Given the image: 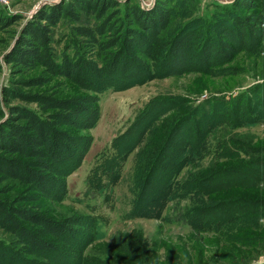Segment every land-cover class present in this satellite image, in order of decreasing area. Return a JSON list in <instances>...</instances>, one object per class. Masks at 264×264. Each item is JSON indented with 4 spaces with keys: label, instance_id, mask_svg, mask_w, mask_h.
Segmentation results:
<instances>
[{
    "label": "rangeland",
    "instance_id": "1",
    "mask_svg": "<svg viewBox=\"0 0 264 264\" xmlns=\"http://www.w3.org/2000/svg\"><path fill=\"white\" fill-rule=\"evenodd\" d=\"M68 1L0 0V18L6 19V23L0 25V87H16L23 93H33L51 89V84L56 83L59 85L54 87V91L60 96L94 95L63 78H54L46 87L20 89L13 85L14 81L34 77L39 70L15 76L12 73L14 70H10L9 65L4 62V55L13 45L27 19L45 5L66 4ZM129 1V5L137 4L148 10L163 0ZM164 1V7L169 5L171 9L172 18L162 31L159 48L155 52L158 58L153 68L156 76L141 85L121 91L106 89L95 94L99 118L96 125L85 132L91 137V144L81 165L65 178L66 199L49 200L22 186L12 188L13 185L0 187V199L15 207L39 211L54 220L77 217L81 221L84 217H89L92 223L93 220L96 221L99 227L95 226L100 235L94 232V228L92 231L85 227H74V230L81 233V237H78L81 243L83 237L89 241L82 252L84 264H264V253L254 247L255 236L264 235V219L257 221L259 229H251L240 220L245 214L251 213L253 208L264 215V179L258 181L257 185H251L256 182L253 179L255 175L264 170V155L257 153V149L264 148V117L235 121V103L239 105L237 94L264 83V40L255 51L238 50L234 55L225 52L227 57H218L220 65L206 66L207 71H204L197 68L193 56L196 45L201 41V31L206 29L207 33L210 28L203 23H212L218 16L216 13L220 9L214 3L218 0ZM263 2L264 0H236L229 7V20L215 24L218 36L214 40L218 41L222 37L223 28L228 27L227 23L234 17L236 19L239 15L240 24L248 15L258 13ZM217 3H221L220 0ZM236 4H239L237 8ZM196 18L197 22L189 25V28L192 26L191 30L187 27L188 32L186 31L187 36L192 37L189 69L181 75L164 76L161 71L167 69V66L163 67L160 63L161 53L165 49L163 44L169 41L177 28ZM91 19L93 20L81 15V25L92 24ZM200 19L203 22L201 25L198 22ZM215 25H211V28L214 29ZM70 26L65 21L53 31L59 49L63 47L66 36L75 38ZM135 55L139 60L143 58L138 52ZM99 82L96 80L95 85H99ZM116 82L118 84L115 86L122 84L121 80ZM245 102L246 99L241 104L242 108ZM10 103L25 106L19 100H12ZM142 109L148 110L141 118L147 121V125L150 124L149 130L139 133L142 138H139L141 141L138 148L123 159L119 179L110 183L102 195L96 194L94 190H87L86 179L90 170L95 162L98 166L102 162L95 161L96 157L104 150H110L107 156L112 153L109 146L113 139L122 135ZM258 110L264 112V106L258 107ZM188 120V128L191 127L190 133L193 131V134H188L187 141L193 142L198 129L203 130L205 136V129L210 127L206 140L210 146L207 153L211 152L178 172L176 187L179 188L182 184L185 192L181 194L179 188L174 192L178 196L168 200L165 195L167 177L174 172L179 159L185 155L187 145L182 146V142H177L174 145V149L177 148L175 156L162 163H158V158L150 156L148 165L142 170H138L140 162L138 160L137 165L133 156L137 151H149L155 134L168 131L177 121L186 123ZM239 123L242 126H238ZM135 136L136 130L125 139L119 138L120 148H126ZM235 141L244 145H235ZM249 164H253L254 168L248 170L246 165ZM241 168L242 172H231ZM224 171L227 176H223ZM98 173L102 175L101 168ZM103 179L106 183V178ZM196 181L199 183L195 186L193 183ZM132 186H140L144 190V198L134 216L128 218L124 216L129 211L133 198L130 192ZM164 199L168 201L162 208ZM158 205L162 208L160 214ZM189 214H193L191 222ZM43 236L62 246L50 236ZM8 237L0 230L1 241L8 242ZM69 249L73 251L71 253H75V249ZM18 256L33 261H46L31 255L25 256L21 252H18ZM5 262L6 259L0 260L1 264Z\"/></svg>",
    "mask_w": 264,
    "mask_h": 264
},
{
    "label": "trees",
    "instance_id": "2",
    "mask_svg": "<svg viewBox=\"0 0 264 264\" xmlns=\"http://www.w3.org/2000/svg\"><path fill=\"white\" fill-rule=\"evenodd\" d=\"M164 2L163 0L146 10L137 4L129 5V0H69L66 4L45 5L24 22L13 45L4 55V62L9 65L10 70H14L12 73L15 76L39 71L34 77L14 81L13 85L20 89H33L50 85L54 78H63L94 95L60 96L54 91V87L59 85L56 83L51 84V89L33 93H23L16 87H0V187L22 186L49 200L66 199L65 178L81 165L91 144V137L85 132L92 129L99 118L95 94L106 89L121 91L141 85L156 76L153 70L158 60L155 52L159 48L162 31L172 18L171 9L169 5L164 7ZM217 2L214 3L219 6L220 11L216 13L218 16L212 23L198 20L200 25L203 23L205 27H210L207 33L206 29L201 31V41L196 45L193 56L197 68L204 71H207V67L220 65L218 57H227L225 52L234 55L238 50L255 51L264 40V2L258 13L248 15L240 24L239 15L236 19L234 17L227 23L229 26L223 28L222 37L218 41L214 40L218 36L215 24L229 20V7L236 0L230 4ZM81 15L93 18L92 24L81 25ZM196 20L197 18L187 21L181 28H177L169 41L163 44L165 49L161 53L160 63L163 67L167 66V69L161 71L164 76L181 75L189 69L192 37L187 36V29ZM65 21L71 25L70 31L75 38L66 36L63 47L59 49L53 31ZM4 22L6 23V19L0 18V25ZM211 25H215V28L212 29ZM136 52L142 54L143 58L139 60ZM96 80L100 81L99 85H95ZM118 80L122 84L115 86ZM244 99L246 102L242 108ZM12 100H19L25 106L12 105ZM237 100L239 105L235 103V121L264 117V112L258 110V107L264 106V83L238 93ZM147 111L142 109L122 135L113 139V144L111 142L109 146L112 150L109 156L106 154L110 150H104L96 157L95 161L102 162L100 167L95 162L90 170L86 179L87 190H94L96 194L102 195L110 183L119 179L123 159L138 148L142 138L139 133L149 130L150 124L147 125V121L141 118ZM187 122L177 121L168 131L155 134L149 151H137L133 156L137 165L138 160L140 162L138 170H142L148 165L150 156L158 158V163H162L175 156L177 148L175 146L174 149V145L177 142H182V146L187 145L185 155L179 159L174 172L167 177L165 195L168 200L178 196L174 192L179 188L181 194L185 192L182 184L179 188L176 187L178 172L189 163L202 160L210 150L206 140L210 127L205 129V136L203 130H196L193 143L186 140L193 134V131L190 133L191 127L188 128L190 121ZM262 122L264 123V119ZM238 126L242 124L239 123ZM134 130L136 136L122 150L119 138L125 139ZM235 145L242 146L244 143L235 141ZM178 150L181 151V148ZM257 150L258 154L264 155L263 147ZM100 168L102 175L98 173ZM246 168L250 170L254 165H246ZM242 169L231 172L239 173ZM222 174L227 176L225 171ZM103 177L106 178V183ZM253 179L256 182L251 185H257L258 181L264 179V170ZM134 183L136 184V180ZM198 183L196 181L193 185ZM130 192L133 198L130 209L124 216L128 218L134 216L144 198V190L140 186H132ZM165 199L162 201V208L168 201ZM159 206L157 208L160 214L162 208ZM192 215L189 214L190 222L194 219ZM259 219H264V215L254 208L251 213L240 218L241 223L251 229L260 228L257 223ZM95 225L99 227L89 217H84L81 221L77 217L54 220L39 211L15 207L0 199V230L9 236L8 242L0 240V260L6 259L4 264H84L82 252L89 241L83 237L81 243L78 239L81 233L74 230V227H85L87 230L94 228V232L100 235ZM44 234L60 242L62 246L46 239ZM254 239V247L264 253V235L255 236ZM69 248L75 249V253H71L73 251ZM18 252L46 261L20 258Z\"/></svg>",
    "mask_w": 264,
    "mask_h": 264
},
{
    "label": "water",
    "instance_id": "3",
    "mask_svg": "<svg viewBox=\"0 0 264 264\" xmlns=\"http://www.w3.org/2000/svg\"><path fill=\"white\" fill-rule=\"evenodd\" d=\"M229 1H231V0H220V2H222V3H228Z\"/></svg>",
    "mask_w": 264,
    "mask_h": 264
}]
</instances>
